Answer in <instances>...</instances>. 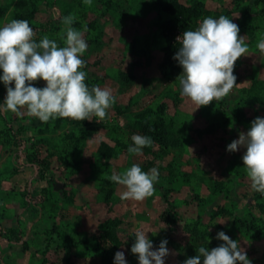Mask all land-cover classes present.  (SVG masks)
Masks as SVG:
<instances>
[{
  "label": "rangeland",
  "instance_id": "rangeland-1",
  "mask_svg": "<svg viewBox=\"0 0 264 264\" xmlns=\"http://www.w3.org/2000/svg\"><path fill=\"white\" fill-rule=\"evenodd\" d=\"M20 1L0 0V26L28 20L38 27V39L47 35L64 46L62 17L73 15L72 26L89 45L82 57L86 83L110 88L116 99L106 119L87 120L92 122L87 132L70 118L42 123L24 109L0 114V264H98L96 237L113 219L119 220L117 251L125 252L128 264H138L130 252L138 229L150 231L154 247L168 240L165 264H182L200 246L217 247L223 243L215 239L221 230L239 242L252 264H264L259 192L252 191L243 167L244 149L226 151L255 117H264V106L251 99H264V54L256 47L264 38V13L256 14L264 0H245L239 9L234 0H179L185 6L202 3L191 29L204 17L225 15L239 26L249 48L235 63L237 85L231 93L198 108L179 93L182 69L168 77L160 72L164 26L175 18L161 11L162 0H26V6ZM251 26L259 28L249 31ZM181 34L174 32L176 41ZM144 118L162 123L166 149L144 134ZM134 133L150 136L148 147L156 155L163 151V157L145 148L139 155L129 153ZM104 145L109 156L99 151ZM31 153L47 158L49 168L30 163ZM133 163L160 172L154 194L143 201L121 199L124 186L109 179ZM228 211L236 215L234 226ZM110 245L101 242L104 249Z\"/></svg>",
  "mask_w": 264,
  "mask_h": 264
},
{
  "label": "clouds",
  "instance_id": "clouds-1",
  "mask_svg": "<svg viewBox=\"0 0 264 264\" xmlns=\"http://www.w3.org/2000/svg\"><path fill=\"white\" fill-rule=\"evenodd\" d=\"M84 2L91 4L92 0ZM74 21L73 15L62 17L64 27L59 35L64 46L47 35L37 40L28 20L11 19L0 26V83L6 90L0 114H20L24 109L28 116L42 123L60 118L83 121L96 117L97 122L107 118L116 97L110 88L90 87L86 83V61L82 57L89 45L83 32L72 26ZM239 32V26L228 16H207L195 29L183 31L177 37L180 47L173 59L182 69L178 76L179 93L197 108L227 97L237 85L235 63L249 51L245 36ZM256 47L264 54V38ZM38 80L45 82L43 87L36 86L34 82ZM131 141L128 152L136 155L153 143L150 136L138 133L131 136ZM241 148L250 187L264 195V117H255L247 131L240 132L226 146V151ZM159 177L157 167L144 171L133 163L122 172L114 170L109 179L124 186L121 199L143 201L154 194ZM148 232L136 230L130 252L138 264H165L170 254L168 240L162 239L154 247ZM215 239L223 243L211 249L200 246L197 255L182 264H252L239 242L225 231L217 232ZM113 264H128L124 251L115 252Z\"/></svg>",
  "mask_w": 264,
  "mask_h": 264
},
{
  "label": "trees",
  "instance_id": "trees-1",
  "mask_svg": "<svg viewBox=\"0 0 264 264\" xmlns=\"http://www.w3.org/2000/svg\"><path fill=\"white\" fill-rule=\"evenodd\" d=\"M234 1L236 3V8L238 9L242 7L241 3L246 2L245 0H234ZM250 1L254 3L263 2V0H249L248 2ZM20 2L22 6H26L28 4L26 0ZM158 5L163 13L175 15V18L171 19L170 21H167V23L164 26L163 34L166 39V44L163 49L164 58L159 65L161 74L168 77L175 75L181 69L177 61L173 59L175 52L180 47L179 42L175 40L174 32L182 31L183 33V31L190 30L192 28V25H195L196 18L198 17L202 9V3L200 1H196L190 6H185L181 4L179 0H162L161 2H159ZM261 13H264V9L258 10L256 14H261ZM32 27L34 28L35 32L37 33L39 32L37 26H32ZM258 28L259 27L251 26L249 27L248 30L253 31ZM37 36L38 35H36V39L39 40L40 38L38 39ZM5 91L6 90L4 85L0 83V101L3 100ZM251 99L253 100V102L257 103L258 105L264 106L263 98L253 96L251 97ZM237 115L238 114H236V116ZM73 121L75 122V124H77V126L81 128V130H84L86 132L90 131L89 127L91 126L92 122H88L87 120H83V121L73 120ZM161 124L162 123L153 122L150 121L149 119L144 118V121L142 122V129L144 134L146 133L150 134L154 139V141L162 144L163 147L166 149L167 136L165 131L160 129ZM235 126H236V120L233 119L232 128H235ZM92 130L93 131L97 130V128H92ZM145 150L150 153L152 152L150 147H145ZM99 151L107 156L111 154L110 152L111 149H109L105 145L101 146L99 148ZM153 154L156 155L155 153ZM161 154H163V151L162 153L161 152L158 153V155L156 156H162ZM35 156H36L35 153L27 154V159L29 160L30 163L38 162L44 170H47L49 168V162L47 158L38 160ZM255 196L257 198L259 206L264 207V195L258 193L255 194ZM226 215L228 216L229 226L236 225V223L238 222L236 215L230 211H228ZM118 223L119 220L116 219H113L112 221L106 223L96 237L97 238L96 251L100 254L98 257V264H112L114 254L115 252H117L119 246V241L116 237L117 235L116 228ZM241 224L243 226L245 225V227L249 228L250 230L254 228L252 224L246 225L245 222H242ZM69 239L73 241L71 237H69ZM103 241L111 242V245L104 249L101 246V242Z\"/></svg>",
  "mask_w": 264,
  "mask_h": 264
}]
</instances>
